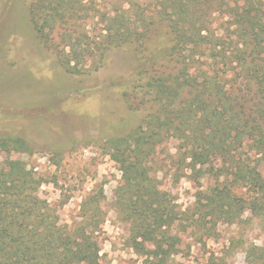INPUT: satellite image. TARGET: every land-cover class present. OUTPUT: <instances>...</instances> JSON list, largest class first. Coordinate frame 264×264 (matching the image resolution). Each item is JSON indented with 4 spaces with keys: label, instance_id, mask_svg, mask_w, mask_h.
<instances>
[{
    "label": "trees",
    "instance_id": "1",
    "mask_svg": "<svg viewBox=\"0 0 264 264\" xmlns=\"http://www.w3.org/2000/svg\"><path fill=\"white\" fill-rule=\"evenodd\" d=\"M28 14L72 76L132 51L121 94L145 115L104 148L121 175L112 207L144 264H172L184 235L210 238L246 211L264 217V0H31ZM0 152V264H101L102 186L68 227L39 196L43 177L12 158L27 152L24 141L0 138ZM167 176L196 189L185 211Z\"/></svg>",
    "mask_w": 264,
    "mask_h": 264
},
{
    "label": "rangeland",
    "instance_id": "2",
    "mask_svg": "<svg viewBox=\"0 0 264 264\" xmlns=\"http://www.w3.org/2000/svg\"><path fill=\"white\" fill-rule=\"evenodd\" d=\"M30 2L0 0V138L24 141L27 152L12 158L43 177L39 196L62 225L75 226L83 199L102 186L106 220L97 234L101 264H144L128 246V228L112 207L121 175L104 148L105 140L127 135L145 115L130 110L121 94L132 51L117 49L98 72L72 76L36 38ZM153 32L164 36L162 26ZM3 157L0 152V163ZM162 183L181 211L191 206L196 190L191 183L172 182L168 176ZM211 235H184L186 252L169 263L264 264V217L246 211L233 223L216 225Z\"/></svg>",
    "mask_w": 264,
    "mask_h": 264
}]
</instances>
